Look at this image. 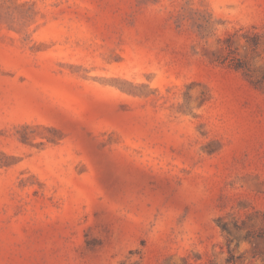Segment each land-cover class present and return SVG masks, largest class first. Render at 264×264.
Listing matches in <instances>:
<instances>
[{"label":"rangeland","instance_id":"rangeland-1","mask_svg":"<svg viewBox=\"0 0 264 264\" xmlns=\"http://www.w3.org/2000/svg\"><path fill=\"white\" fill-rule=\"evenodd\" d=\"M0 264H264V0H0Z\"/></svg>","mask_w":264,"mask_h":264},{"label":"trees","instance_id":"trees-1","mask_svg":"<svg viewBox=\"0 0 264 264\" xmlns=\"http://www.w3.org/2000/svg\"><path fill=\"white\" fill-rule=\"evenodd\" d=\"M250 236V235H249ZM231 259H228L227 262H230Z\"/></svg>","mask_w":264,"mask_h":264}]
</instances>
